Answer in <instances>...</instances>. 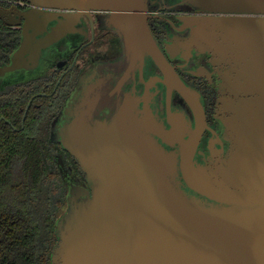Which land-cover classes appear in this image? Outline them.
Instances as JSON below:
<instances>
[{"label":"water","instance_id":"obj_1","mask_svg":"<svg viewBox=\"0 0 264 264\" xmlns=\"http://www.w3.org/2000/svg\"><path fill=\"white\" fill-rule=\"evenodd\" d=\"M34 1L115 11L110 22L127 42H150L139 17L125 11L137 0ZM193 1L209 11L241 14L199 22L194 39L228 59L223 86L234 96L228 101L234 152L219 166L217 183L192 174L185 154L194 143L182 163L192 188L226 206L185 196L169 178L172 155L132 128L125 105L101 108V100L88 98L71 114L66 137L91 188L67 194L49 264H264V0ZM176 88L197 122L203 119L193 92L180 80Z\"/></svg>","mask_w":264,"mask_h":264},{"label":"flooded vegetation","instance_id":"obj_2","mask_svg":"<svg viewBox=\"0 0 264 264\" xmlns=\"http://www.w3.org/2000/svg\"><path fill=\"white\" fill-rule=\"evenodd\" d=\"M135 7L125 11L146 26L147 45L127 42L110 22L112 10L0 0V95L14 101L26 96L23 116L32 107L43 116L41 133L53 153L65 201L73 187L91 188L67 148L66 129L76 107L95 98L101 108L125 105L132 128L172 155L169 178L185 196L224 207L188 184L182 163L189 156L194 176L217 183L219 166L234 152L228 123L234 114L228 101L234 96L223 86L228 59L194 39L199 22L241 14L209 11L193 0H137ZM158 56L163 62L156 61ZM177 80L201 106L199 122Z\"/></svg>","mask_w":264,"mask_h":264},{"label":"trees","instance_id":"obj_3","mask_svg":"<svg viewBox=\"0 0 264 264\" xmlns=\"http://www.w3.org/2000/svg\"><path fill=\"white\" fill-rule=\"evenodd\" d=\"M26 96L0 95V264H49L64 190L42 136L43 116ZM22 99H25L22 101ZM57 186L54 196L53 187Z\"/></svg>","mask_w":264,"mask_h":264},{"label":"rangeland","instance_id":"obj_4","mask_svg":"<svg viewBox=\"0 0 264 264\" xmlns=\"http://www.w3.org/2000/svg\"><path fill=\"white\" fill-rule=\"evenodd\" d=\"M53 187H55V188H54V196H55V197H56V195L59 196L57 193H60V191L58 192V190H57V192H56V188H57V186H55L54 184L51 185V186H48V187L45 189V191L48 192V190H49V192H50L51 190H53V189H52ZM49 192H48V193H49ZM64 200H65V199H64ZM66 204H67L66 201H64L63 204L59 207V210L55 213V218H56V219H57V218L60 216V214L63 212V210H64Z\"/></svg>","mask_w":264,"mask_h":264}]
</instances>
